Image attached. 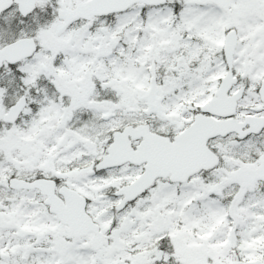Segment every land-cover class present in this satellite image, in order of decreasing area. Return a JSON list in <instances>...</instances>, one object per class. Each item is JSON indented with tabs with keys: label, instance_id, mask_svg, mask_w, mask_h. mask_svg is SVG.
I'll list each match as a JSON object with an SVG mask.
<instances>
[{
	"label": "snow or ice",
	"instance_id": "1",
	"mask_svg": "<svg viewBox=\"0 0 264 264\" xmlns=\"http://www.w3.org/2000/svg\"><path fill=\"white\" fill-rule=\"evenodd\" d=\"M0 264H264V0H0Z\"/></svg>",
	"mask_w": 264,
	"mask_h": 264
}]
</instances>
